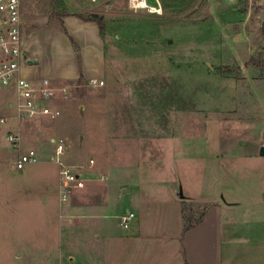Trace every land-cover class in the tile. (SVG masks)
I'll use <instances>...</instances> for the list:
<instances>
[{
    "label": "rangeland",
    "instance_id": "374dc122",
    "mask_svg": "<svg viewBox=\"0 0 264 264\" xmlns=\"http://www.w3.org/2000/svg\"><path fill=\"white\" fill-rule=\"evenodd\" d=\"M59 1L61 13L99 23L109 53L110 37L119 40L116 69L124 78L110 91L102 83L53 86L51 103L60 116L22 123L24 144L38 153L40 162L49 163L33 167L44 176L29 178L27 168L16 169L18 149L5 141L9 126H0V231H20L24 221L27 227L24 214L37 213L43 197L57 203L54 142H63L62 162L85 178L90 169L117 166L118 157L112 156L104 141L106 130L131 129L134 126L124 124L134 121L141 123L137 128L142 133H155L166 131L167 120L175 132L169 145L156 140L144 143L154 152L142 153L153 196L141 203L143 213H169L174 192L198 193L204 169L213 165L203 155L208 148L218 150L220 139L223 148L217 165L224 172L230 167L239 170L236 181L244 191L237 195L253 198L251 187L262 180L264 170V157H255L264 146V0H157L160 15L134 9L129 0ZM19 2L23 11H50L49 0ZM148 4L157 6L155 0ZM84 187L73 190L63 207L86 201ZM129 200L119 198L112 206L121 213L128 209ZM205 207L185 206L187 222L197 221ZM248 215L227 226L235 234L233 245L264 247V219L252 221ZM61 219L69 235L71 217L63 214ZM30 224L32 231L44 227L33 220ZM251 256L255 263L264 264V250Z\"/></svg>",
    "mask_w": 264,
    "mask_h": 264
},
{
    "label": "crops",
    "instance_id": "0c3cea01",
    "mask_svg": "<svg viewBox=\"0 0 264 264\" xmlns=\"http://www.w3.org/2000/svg\"><path fill=\"white\" fill-rule=\"evenodd\" d=\"M21 27L24 62L20 75L34 85L44 80L54 87L95 82L110 91L124 78L116 69L119 40L110 37L113 49L109 53L107 35L96 21H84L72 14L57 19L43 12L21 10ZM12 101L10 92H0V116L7 117L9 130L20 135V153L31 148L24 144V122L15 118L9 106ZM130 123L124 125L134 128L120 129L118 133L106 130L104 141L109 143L112 156L118 157V164L84 173L86 201L63 207L59 187L57 203L43 197L37 213L24 214L27 227L24 221L20 231H0V264H257L251 255L261 254L264 247L233 245L235 234L227 226L237 224L248 214L252 221L264 219V170L262 180L251 187L255 189L253 198L240 199L237 191L244 189L236 181L239 170L230 167L224 172L217 165L223 148L220 139L218 150L208 148L203 155L214 166L208 171L204 169L206 176L201 178L198 193L179 196L174 192L169 213H143L141 203L153 196L142 153L154 152L144 143L156 140L169 145L175 132L167 120L163 123L166 131L155 133H142L137 128L141 123ZM39 163L26 167L29 178L35 174L44 176L41 169H33ZM47 189L52 187L48 185ZM119 198L132 199L128 209L121 213L112 206ZM190 203L206 206L193 224L185 217L184 208ZM129 212L134 219L123 229L119 218ZM63 214L71 217L69 235L64 232ZM31 220L44 223L42 230L32 231ZM262 234H257V239Z\"/></svg>",
    "mask_w": 264,
    "mask_h": 264
},
{
    "label": "built area",
    "instance_id": "2783aa9c",
    "mask_svg": "<svg viewBox=\"0 0 264 264\" xmlns=\"http://www.w3.org/2000/svg\"><path fill=\"white\" fill-rule=\"evenodd\" d=\"M157 6H150L148 0H129L134 9H147L160 15L161 7L157 0ZM22 27L21 8L19 0H0V92L7 91L13 96L9 103L18 122L35 120H54L60 116V111L52 103L53 86L47 81H41L38 85L26 80L20 75V65L24 62L22 53ZM96 85L95 82H90ZM7 118H0V126H8ZM5 141L13 149H20L21 137L17 132L8 130L5 133ZM53 162L58 167L59 187L61 202L66 201L73 190L84 187L86 179L74 167L62 162L63 142H54ZM40 162L38 153L29 149L20 152L15 166L18 171ZM134 219L133 213H126L119 218L120 226L127 229Z\"/></svg>",
    "mask_w": 264,
    "mask_h": 264
},
{
    "label": "trees",
    "instance_id": "16d2710c",
    "mask_svg": "<svg viewBox=\"0 0 264 264\" xmlns=\"http://www.w3.org/2000/svg\"><path fill=\"white\" fill-rule=\"evenodd\" d=\"M49 9L50 11L48 12H43V13H46L48 14L50 17L52 18H57V19H61L62 17H64L65 15L67 14H64V13H61L59 11V7H60V1L59 0H49ZM84 21H96V20H93V19H87V18H84L82 17L81 15H76V14H72ZM97 22V21H96ZM98 23V22H97ZM99 25V23H98ZM100 26V25H99ZM100 29L102 30V27L100 26Z\"/></svg>",
    "mask_w": 264,
    "mask_h": 264
},
{
    "label": "water",
    "instance_id": "95a60500",
    "mask_svg": "<svg viewBox=\"0 0 264 264\" xmlns=\"http://www.w3.org/2000/svg\"><path fill=\"white\" fill-rule=\"evenodd\" d=\"M259 156H264V146H261L258 152Z\"/></svg>",
    "mask_w": 264,
    "mask_h": 264
}]
</instances>
